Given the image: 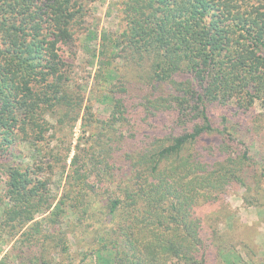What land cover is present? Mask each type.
<instances>
[{"label": "trees", "instance_id": "1", "mask_svg": "<svg viewBox=\"0 0 264 264\" xmlns=\"http://www.w3.org/2000/svg\"><path fill=\"white\" fill-rule=\"evenodd\" d=\"M99 1L0 0V264H205L220 234L197 211L264 180L235 136L264 131V0H122L98 51L104 119L67 51Z\"/></svg>", "mask_w": 264, "mask_h": 264}, {"label": "rangeland", "instance_id": "2", "mask_svg": "<svg viewBox=\"0 0 264 264\" xmlns=\"http://www.w3.org/2000/svg\"><path fill=\"white\" fill-rule=\"evenodd\" d=\"M122 0H101L90 6V10L77 28L80 35L76 36L73 45L67 48L75 58L72 60L71 81L77 88L80 86V96L84 99L83 106H90L93 113L100 119L107 118L112 109V101L105 93L106 88L96 76L98 69V51L101 37L104 32L120 31L122 21L120 3ZM218 114L221 110L218 109ZM254 114L264 115V101H257L253 109ZM232 123H234L232 121ZM72 136L73 146L80 135V121L76 124ZM235 136L249 146L250 155L259 161L256 170H264V131L251 137L244 128L239 127ZM70 138L66 140L69 143ZM52 142L51 148L58 146ZM44 147L46 144L44 143ZM65 144L61 145V150ZM61 153V152H60ZM73 152H71V155ZM24 165L32 161V152L25 146L21 149L19 158ZM70 159H68L67 165ZM68 170V168H67ZM65 172L58 168L52 173L45 171L49 178L48 188L52 195L59 199L65 184ZM246 198V200L244 199ZM225 201L217 206L206 205L197 211V214L207 219V223H216L220 237L210 246L208 255H205V264H264V180L255 184V191L249 193L241 185L228 190ZM72 220V218H71ZM71 243L75 240L71 238ZM7 246H3L0 259ZM80 246L72 247V254L76 259L81 258Z\"/></svg>", "mask_w": 264, "mask_h": 264}]
</instances>
